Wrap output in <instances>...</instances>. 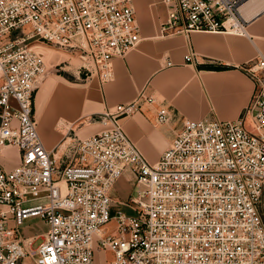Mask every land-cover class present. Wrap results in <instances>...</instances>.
Listing matches in <instances>:
<instances>
[{
    "label": "built area",
    "instance_id": "1",
    "mask_svg": "<svg viewBox=\"0 0 264 264\" xmlns=\"http://www.w3.org/2000/svg\"><path fill=\"white\" fill-rule=\"evenodd\" d=\"M244 1L160 0V33L245 34ZM139 40L133 0H0V144L21 154L13 169L0 165V264L32 255V264H94L95 243L113 254L105 264H264V54L241 65L254 88L236 120H184L155 162L121 122L152 101L143 92L98 113L103 128L78 140L66 164L42 143L39 43L68 48L78 70L103 83L112 59ZM168 117L159 107L157 121ZM125 170L135 184L130 213L111 197ZM36 218L48 229L31 251L21 228Z\"/></svg>",
    "mask_w": 264,
    "mask_h": 264
},
{
    "label": "crops",
    "instance_id": "2",
    "mask_svg": "<svg viewBox=\"0 0 264 264\" xmlns=\"http://www.w3.org/2000/svg\"><path fill=\"white\" fill-rule=\"evenodd\" d=\"M249 0L244 1L245 5ZM140 40L124 56L112 59V79L101 83L97 76L71 81L45 80L34 93L37 132L44 146L55 153L62 165L71 157V147L103 128L98 113L135 99L141 92L152 101L121 119L126 134L136 142L144 156L155 162L168 147L186 119L236 120L248 105L254 84L241 65L264 54V5L249 15L251 7L240 10L245 19V34L191 31L161 34L165 10L160 0H133ZM257 6V5H255ZM193 54L186 61L187 54ZM79 73V70H78ZM165 106L169 117L157 121V110ZM21 159L16 146L0 144V165L13 169ZM132 172H125L114 183L111 197L114 206L130 210L125 202L135 194ZM264 214V190L261 192ZM33 220V219H32ZM24 233L35 251L48 229ZM40 239L36 247L34 242ZM34 255L25 258L32 264ZM113 254L95 243L94 264H105Z\"/></svg>",
    "mask_w": 264,
    "mask_h": 264
},
{
    "label": "rangeland",
    "instance_id": "3",
    "mask_svg": "<svg viewBox=\"0 0 264 264\" xmlns=\"http://www.w3.org/2000/svg\"><path fill=\"white\" fill-rule=\"evenodd\" d=\"M40 50L43 52L45 61H46V72L41 75L40 80H62L63 78H68L71 81H80V79L88 78L90 79L91 75L83 70L79 71L77 65L80 63L78 56L72 54L68 48H62L54 44H44L39 43ZM42 82L39 86H41ZM131 180H134L133 174ZM127 213H130L131 210L125 209ZM37 219V218H36ZM32 222L25 227L22 231L24 233H32L37 230L44 229L43 223L40 221H35L31 219ZM40 239L34 242L33 247H36Z\"/></svg>",
    "mask_w": 264,
    "mask_h": 264
},
{
    "label": "bare ground",
    "instance_id": "4",
    "mask_svg": "<svg viewBox=\"0 0 264 264\" xmlns=\"http://www.w3.org/2000/svg\"><path fill=\"white\" fill-rule=\"evenodd\" d=\"M255 5H257V6H255ZM262 5H264V0H249L245 5H242L240 7V10L243 13V10L245 8H246L245 10H247L248 8H250L252 6L251 7V10L250 11L247 10V14H246V15H249L250 16L251 14L255 13V11H257L258 9H261L262 8ZM78 66H77V68H78Z\"/></svg>",
    "mask_w": 264,
    "mask_h": 264
}]
</instances>
